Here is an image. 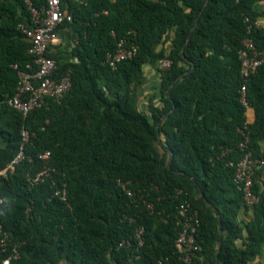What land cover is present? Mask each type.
Segmentation results:
<instances>
[{
  "label": "trees",
  "instance_id": "trees-1",
  "mask_svg": "<svg viewBox=\"0 0 264 264\" xmlns=\"http://www.w3.org/2000/svg\"><path fill=\"white\" fill-rule=\"evenodd\" d=\"M263 3L61 0L72 14L60 25L67 42L48 54L57 63L54 76L68 73L71 85L62 99L48 98L46 106L23 115L6 99L17 87L12 64L32 60L17 26L30 24V13L24 0H0V171L24 144L23 158L0 175V221L19 252L13 264H126L127 250L117 244L137 224L145 227L146 241L133 264H187L175 243L176 188L199 217L198 249L189 264H248L260 252L264 166L255 170L256 201L247 206L229 162L242 154L238 127L245 120L248 146L264 160V61L244 80L238 58L247 37L264 49V25L248 33L244 20L262 15ZM122 38L136 52L112 67L106 55ZM161 59L170 64L161 68ZM147 66L157 72L158 87L142 102ZM243 83L247 109L240 102ZM118 178L128 180L136 196L154 201L155 211L135 207Z\"/></svg>",
  "mask_w": 264,
  "mask_h": 264
},
{
  "label": "built area",
  "instance_id": "built-area-1",
  "mask_svg": "<svg viewBox=\"0 0 264 264\" xmlns=\"http://www.w3.org/2000/svg\"><path fill=\"white\" fill-rule=\"evenodd\" d=\"M27 9L30 13L31 23L26 25L23 22L18 23L19 30L24 34L29 42L28 53L32 56V60L19 67L17 64H12L17 71V87L15 93L6 99V103L16 111L26 115L29 111L41 108L48 104V98L60 100L68 91L71 85V78L68 73L59 77L54 76L57 69L56 60L49 56V50L60 44V25L64 21L72 19V14L64 9L61 5V0H45V4L41 7H36L32 0H24ZM76 3H84L85 0H71ZM261 10L264 11V3L261 5ZM247 23V32L251 28L257 27L258 23L255 20H250L245 17ZM125 40L122 38L117 44V49L113 53L106 55L105 62L114 67L117 62L125 58L131 57L136 52V46L130 44L126 46ZM238 58L240 61V75L246 80L253 74L256 68L264 61V49H258L251 37H247L242 41V45L238 50ZM161 68H165L170 64V60H159ZM240 102L247 109L249 103L246 100V85L243 83L240 88ZM248 122L245 120L238 127L242 138L238 144L242 151L240 158L233 164L234 177L233 181L237 190L241 191L242 199L245 205L251 206L256 201V195L252 192L253 176L255 170L264 166V160L255 157L248 146L250 132L248 130ZM23 139H28V132L25 129L21 131ZM23 143L20 146L19 152L9 163V165L0 171L1 176H6L8 168H13V164L17 163L24 156ZM49 155V152L39 154V157L44 159ZM49 171L48 169L39 171L35 176L28 178L29 184L36 183L41 175ZM118 186L130 198L135 207L140 204L149 212L155 211V203L140 194L136 196L134 190L128 185L129 181H124L120 178L116 180ZM62 192L61 198L66 200L63 191L60 188L55 190V193ZM185 192L181 188L174 190L175 213H173V221L177 226V237L175 238L176 246L180 252L181 260L189 264L191 254L198 249L195 234L199 225V217L197 210L190 207V202L185 197ZM160 197H157V201ZM3 197L0 192V206L3 204ZM158 213L160 210L157 211ZM170 216V214L168 215ZM8 235L3 231L0 221V250L7 251ZM145 227L142 224H137L131 236L121 239L117 244V249H126V264H133L139 260L140 248L145 244ZM10 243V242H9ZM10 251L7 256L1 259L0 264H13V260L19 257L17 244L10 243ZM161 262V259L159 260Z\"/></svg>",
  "mask_w": 264,
  "mask_h": 264
},
{
  "label": "crops",
  "instance_id": "crops-1",
  "mask_svg": "<svg viewBox=\"0 0 264 264\" xmlns=\"http://www.w3.org/2000/svg\"><path fill=\"white\" fill-rule=\"evenodd\" d=\"M255 21L258 23V25H264V12L262 15H260L259 17H257L255 19ZM67 30H62L61 33H60V36H61V40H65L66 41V38H67ZM146 70V81L145 83L147 82V79H150L152 78L151 80H153L154 82H156V84H158L157 82V78H158V74L157 72L151 68L150 66H147L145 68ZM151 80H149V82H151ZM148 82V83H149ZM144 93L146 92L145 90H143ZM246 117L248 120H251L253 118V113L252 111H250L249 109L246 111ZM0 144H2L1 140H0ZM263 179H264V174H263ZM240 218H243V219H247V215L244 213V212H241L240 213ZM248 264H264V245L262 246L260 252L252 259L248 262Z\"/></svg>",
  "mask_w": 264,
  "mask_h": 264
},
{
  "label": "rangeland",
  "instance_id": "rangeland-1",
  "mask_svg": "<svg viewBox=\"0 0 264 264\" xmlns=\"http://www.w3.org/2000/svg\"><path fill=\"white\" fill-rule=\"evenodd\" d=\"M66 42H67V38H66ZM66 46H67V44H66ZM151 79L152 78L147 79V82L142 86V88L140 90V92L142 93V95L144 94V96H142V102L143 101L144 102L146 101L145 96H148L149 94L153 93L157 89V87H158V84H156V82L153 81L154 79L153 80H151ZM149 80H151V82H149ZM143 90H145L146 92L144 93Z\"/></svg>",
  "mask_w": 264,
  "mask_h": 264
},
{
  "label": "water",
  "instance_id": "water-1",
  "mask_svg": "<svg viewBox=\"0 0 264 264\" xmlns=\"http://www.w3.org/2000/svg\"><path fill=\"white\" fill-rule=\"evenodd\" d=\"M190 35H191V34L188 35V38H187V39H189ZM220 232H221V229H220Z\"/></svg>",
  "mask_w": 264,
  "mask_h": 264
}]
</instances>
